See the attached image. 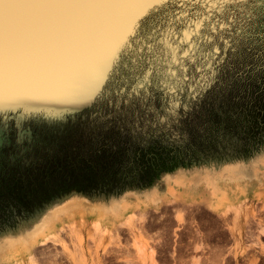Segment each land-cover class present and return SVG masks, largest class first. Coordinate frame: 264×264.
Masks as SVG:
<instances>
[{
    "label": "rangeland",
    "instance_id": "obj_1",
    "mask_svg": "<svg viewBox=\"0 0 264 264\" xmlns=\"http://www.w3.org/2000/svg\"><path fill=\"white\" fill-rule=\"evenodd\" d=\"M130 2L118 0L116 3ZM165 7L174 11L179 19L173 18L157 37L147 79L160 82L164 92L172 96L175 93L169 89L183 84L178 80L181 66L191 70L193 61H199L204 49L222 47L227 53L231 43L229 19L235 16L231 9L245 7L248 11L260 12L264 10V0H251L250 4L247 0H239V3L173 0ZM231 22L234 24L235 20ZM107 26L108 21L99 33L97 45ZM258 51L260 49H254L242 65H264V58H255ZM91 64L83 70L79 68L81 71L75 75L69 65L55 64L48 72L19 76V87L14 92L5 87L0 100V163L25 159L28 150L37 143L42 145L43 138L62 130L70 122L90 126L113 113L105 104L85 102L90 99L89 91L93 86L98 92L105 83L102 64L95 62V58ZM199 64L205 73L211 71L204 67L203 61ZM172 72H177V76L171 75ZM139 75L140 70H137L133 84ZM192 75L194 77L195 73ZM136 90L139 91L138 85ZM162 108L164 112L159 110L158 114L170 116L169 109ZM86 115V119L77 122ZM235 165L239 166L237 174L244 178L228 182ZM204 174H223L227 178L228 196L214 197L205 183L193 179ZM178 175L185 178L167 182L168 178ZM153 192L160 193L161 198L146 200ZM74 198L88 205H117L123 208V213L109 215L107 228L99 236H88L81 231L78 239L64 236L56 244L48 241L44 246H35L32 253L36 264H264V146L243 156H212L178 166L148 185L131 186L118 193H71L13 216L0 228V243L4 238L31 232L51 209ZM170 201H174L173 205ZM129 213L133 216L127 217ZM135 243L143 246L142 253H138ZM17 250L15 258L0 255V264H32L24 251Z\"/></svg>",
    "mask_w": 264,
    "mask_h": 264
},
{
    "label": "trees",
    "instance_id": "obj_2",
    "mask_svg": "<svg viewBox=\"0 0 264 264\" xmlns=\"http://www.w3.org/2000/svg\"><path fill=\"white\" fill-rule=\"evenodd\" d=\"M220 79L178 119L157 114L174 125L176 135L154 138L147 120L155 124L158 118L146 116L140 117L139 128L130 116L120 117L117 130L112 113L90 126L70 122L28 150L25 159L0 163V228L13 216L74 192L118 193L148 185L178 166L212 156H243L263 147L264 70L241 64L221 72Z\"/></svg>",
    "mask_w": 264,
    "mask_h": 264
},
{
    "label": "snow or ice",
    "instance_id": "obj_3",
    "mask_svg": "<svg viewBox=\"0 0 264 264\" xmlns=\"http://www.w3.org/2000/svg\"><path fill=\"white\" fill-rule=\"evenodd\" d=\"M172 3L173 0H131L130 3L103 5H38L45 9H91L108 21L104 35L94 49L95 62L101 63L105 70V83L98 92L93 86L89 91L90 99L85 102L105 104L115 114L114 126L117 130L120 129V117L130 116L133 127L139 128L141 116H157L162 107L169 109L172 119H178L180 112L201 103L221 83V72L233 71L254 49H260L255 58H264V10L255 12L245 7H234L231 11L235 16L230 17L228 24L231 43L227 53L222 47L204 49L199 61H203L204 67L211 71L205 73L199 61H193L191 70L181 66L178 80L183 84L169 89L175 95H167L160 82L147 79V69L151 68L150 57L154 55L155 42L161 30L172 23L173 18L179 19L174 11L165 7ZM234 3H239V0H234ZM247 3L250 4L251 0ZM6 5L15 4L0 0V15L5 20L8 18ZM213 52L219 55H212ZM137 70H140V75L133 84ZM260 70H264V65L260 66ZM171 75L177 76V72ZM249 75L253 74L249 72ZM19 83V75L15 72V36L0 32V100L6 86L14 92ZM147 123L154 129L153 137L156 139L176 135L174 125L165 119L158 118L155 124L148 119Z\"/></svg>",
    "mask_w": 264,
    "mask_h": 264
},
{
    "label": "water",
    "instance_id": "obj_4",
    "mask_svg": "<svg viewBox=\"0 0 264 264\" xmlns=\"http://www.w3.org/2000/svg\"><path fill=\"white\" fill-rule=\"evenodd\" d=\"M117 1L4 0L15 4L5 6L7 20L0 15V32L15 36V72L30 76L48 72L57 64L69 65L75 75L92 63L99 33L107 23L95 10L45 9L38 5H103Z\"/></svg>",
    "mask_w": 264,
    "mask_h": 264
},
{
    "label": "bare ground",
    "instance_id": "obj_5",
    "mask_svg": "<svg viewBox=\"0 0 264 264\" xmlns=\"http://www.w3.org/2000/svg\"><path fill=\"white\" fill-rule=\"evenodd\" d=\"M238 169V165L233 166V169L231 171L232 174L228 176V179L223 174L217 176H213L211 174L197 175L194 176L193 179L205 183L209 187L212 196L225 198L229 193V190L225 185L226 179L228 180V182H236L244 178L242 175L237 174ZM184 178L185 177L183 175H178L176 177L168 178L167 182H169L170 184L171 182H176L179 179ZM171 192L173 193V190L168 193ZM146 198V200L148 201H157L161 198V194L153 192L150 193V195ZM176 201L178 203V200ZM172 202L170 201V203L173 205ZM122 211L123 208L117 205L111 207L101 204L88 205L83 200L74 198L64 205L57 206L56 208L51 209L47 215L42 217V219L33 226L31 232L23 235H18L16 237L4 238V241L0 243V255L12 256L13 258H15V254L18 251L17 249H21L26 255L30 257L31 263L36 264L37 262L34 260L32 253V249L35 246H44L48 241H53V243L56 244V242L60 241L64 236L69 237L70 239H78L81 231H85L86 235L88 236H99L101 233H103L104 229L107 228L108 216H119L121 213H123ZM131 216H133V214L129 213L127 217ZM79 240L81 241L82 238H79ZM134 245L135 247H137L138 253L143 252L144 248L142 245H140L139 243H135ZM45 255H48V253ZM15 264L22 263L17 262Z\"/></svg>",
    "mask_w": 264,
    "mask_h": 264
}]
</instances>
